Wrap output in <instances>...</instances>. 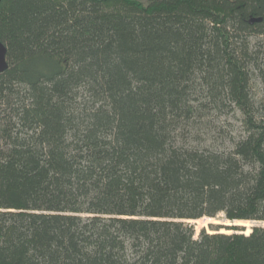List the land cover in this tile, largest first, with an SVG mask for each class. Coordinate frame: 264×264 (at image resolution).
Listing matches in <instances>:
<instances>
[{"label": "trees", "instance_id": "16d2710c", "mask_svg": "<svg viewBox=\"0 0 264 264\" xmlns=\"http://www.w3.org/2000/svg\"><path fill=\"white\" fill-rule=\"evenodd\" d=\"M0 38V264H264V0H3Z\"/></svg>", "mask_w": 264, "mask_h": 264}, {"label": "rangeland", "instance_id": "374dc122", "mask_svg": "<svg viewBox=\"0 0 264 264\" xmlns=\"http://www.w3.org/2000/svg\"><path fill=\"white\" fill-rule=\"evenodd\" d=\"M262 91H260V98L264 99V87L260 88ZM242 118V114L240 112L237 111L236 115L230 116V119L236 120V121H240ZM237 122V123H238ZM214 220V221H213ZM227 221L223 215L218 216L215 219H208V218H204L201 219L199 221H190L188 222L190 225H193L196 231V238L198 237V235L200 234V232L202 231V229H206L208 233L212 232L210 226H215V227H226V228H230V227H234V225H237L236 223H232ZM262 224H253V223H249V224H240V226H243L247 229V232L251 229V227L253 226H261ZM263 226V225H262ZM239 227V226H237ZM222 231H227L226 229L222 230ZM231 232L232 231H228Z\"/></svg>", "mask_w": 264, "mask_h": 264}, {"label": "water", "instance_id": "95a60500", "mask_svg": "<svg viewBox=\"0 0 264 264\" xmlns=\"http://www.w3.org/2000/svg\"><path fill=\"white\" fill-rule=\"evenodd\" d=\"M2 1L3 0H0V3ZM6 56H7V49L2 43L1 38H0V73H3L7 70ZM234 226H237V225H234ZM239 227H243V226H239Z\"/></svg>", "mask_w": 264, "mask_h": 264}, {"label": "bare ground", "instance_id": "6f19581e", "mask_svg": "<svg viewBox=\"0 0 264 264\" xmlns=\"http://www.w3.org/2000/svg\"><path fill=\"white\" fill-rule=\"evenodd\" d=\"M226 232H228V231H226ZM229 234H231V232H228Z\"/></svg>", "mask_w": 264, "mask_h": 264}]
</instances>
